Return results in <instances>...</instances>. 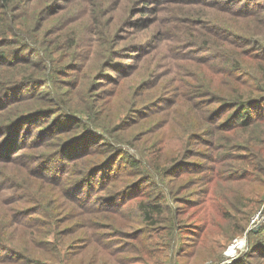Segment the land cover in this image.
I'll return each instance as SVG.
<instances>
[{
	"label": "rangeland",
	"instance_id": "obj_1",
	"mask_svg": "<svg viewBox=\"0 0 264 264\" xmlns=\"http://www.w3.org/2000/svg\"><path fill=\"white\" fill-rule=\"evenodd\" d=\"M224 2L22 0L14 23L20 31L19 44L31 50L25 48L28 51L18 54V58L30 56L32 60L13 61L3 68L33 78L29 84H20L0 96V107L4 106L0 121L7 115L39 110L20 123L15 136L30 124L28 131L41 130L40 135H44L28 140L34 145L32 149L29 146L14 154L32 152L36 157L42 151L47 153L57 144L48 141V133L61 132L56 140L60 142L76 133L62 132L63 126H82L81 122L94 132L66 153L73 150L75 154L87 147L93 151L71 159L74 165L88 159L80 164L81 170L73 167L72 173L59 167L67 158L65 153L40 157L37 163L51 161L53 170L49 172L59 167L62 177L53 176L55 184L38 180L37 190L26 187L27 180L22 179L20 160L24 157L6 166H1L0 160V202L16 200L15 205L20 201L19 205L27 208H17L14 218L29 225L22 230H1L7 241L5 246L0 245L1 253L14 248V240L32 233L31 227L37 223L46 225L49 212L63 221L60 225L64 228L57 232L63 233L65 242L81 240L79 235L88 229L83 254L97 256V264H143L141 253L150 247L155 255L171 252L167 264H179L175 253L181 245L186 249L187 239H194L193 236L200 239L198 250L188 257L191 264H230L245 251L248 239H253L247 238L248 229L262 228L264 233V217L250 227L264 190V163L255 160L251 152L240 150L244 160H253L257 170L247 171L243 180L215 183L216 187L211 188L214 200L205 202L207 196L201 192L204 185L198 178L211 164L212 149L205 144L210 137L196 132L201 120L192 118L190 102L197 95L198 102L205 100L210 89L234 87L224 60L231 59L239 67L240 60L247 58L244 49L254 58L252 46L264 43V0H249L250 4L261 5L262 10L253 4L247 15L241 12L244 0ZM112 45L117 47L113 55L105 57ZM10 54L6 58L13 60L14 54ZM248 65L254 68L255 59ZM20 79L19 76L18 82ZM8 135L4 128L0 144L6 142ZM36 137L40 139L35 140ZM99 137L106 138L129 163L136 165L130 170L127 162L116 165L113 160L103 159L102 165L81 182L79 178L88 166L103 158L100 151L106 142ZM183 139L189 153L181 156L183 164L175 168L185 172L179 179L171 180L156 164L165 157L177 156ZM220 141L230 142L224 138ZM233 142L243 143L240 139ZM8 144L12 147L15 141ZM61 179L65 180L63 186L59 184ZM87 181V193L74 189L82 183L88 186ZM174 199H179V203H174ZM147 201L164 204L161 218L172 217L177 210L180 224L173 218L169 249L159 242L151 246L155 237H146L148 223L141 221L139 215L140 203ZM199 217L206 219V226ZM163 224L153 227L156 230ZM132 234L143 238L135 240ZM241 236H245L244 247L227 253L228 246Z\"/></svg>",
	"mask_w": 264,
	"mask_h": 264
},
{
	"label": "trees",
	"instance_id": "obj_2",
	"mask_svg": "<svg viewBox=\"0 0 264 264\" xmlns=\"http://www.w3.org/2000/svg\"><path fill=\"white\" fill-rule=\"evenodd\" d=\"M235 1L239 0H225L224 3L230 2L234 4ZM244 1L245 3L240 5L242 8L241 12H244L243 15H247L248 10L253 4H255L253 6L255 9L262 10L261 5H256V2L250 4L249 0ZM21 2L22 0H0V67H2L0 68V71H2L0 72V96L6 95L10 89L17 88L20 84H29L33 78L32 75L27 73L20 75L18 71H12V73H9L5 69V66H9L8 64L13 61L17 63L32 60L30 56H27L26 58H18V54L23 51H28L25 50V48L29 49L28 46L19 44L18 37L20 31L14 23L15 19H18L16 17H19L17 13H19V10L22 8ZM207 35L208 37L210 36L209 34ZM223 36L225 37V35ZM115 48H117L116 45L110 46L104 56H112ZM29 50H31V48ZM244 51L247 58L240 60L241 62L239 63V67H237L238 64L236 62H232L231 59L224 60V62H226L224 63L226 70L231 72L232 81L237 84L236 86L231 81L232 86L234 87H226L225 89H210V93L207 96L208 98L205 100L198 102L197 99L199 95H197V98H193V102H190V105H193L189 110L192 118L201 120L198 125L199 130L196 132L200 135H207L210 137L207 141H205V144L212 149V155H210L211 164L207 165V172L198 175L199 180L204 185V190L201 192L207 196L205 202L208 200H214V195H211V188L216 187L214 185L215 183L227 180H243L245 177L244 174H247V171L254 172L257 170V166H255L253 160H244L245 157H243V153H240V150L251 152L255 160L264 163V43L260 42V44L255 46V48L252 46L251 53L254 58H251L247 49H244ZM8 53L14 54L13 60L6 58L9 56ZM251 59H255L254 68L249 67L248 65V62L251 61ZM3 72H5L6 75H3ZM14 74L17 75V77H15ZM19 76L21 78V81L19 82L21 83L18 82ZM12 80L16 82L12 83ZM3 108L4 106L0 107V109ZM38 111H25L20 114L18 113L17 115L15 114L14 117H7V115L4 117V120L1 119L0 121V134L4 128H7V131H9L8 138L4 139L6 142L0 144L2 145L0 147L1 166L12 165L16 160L19 161L21 157H24L20 160L22 164L20 167L22 171V179L27 180L25 184L26 187L35 190L39 188V181L41 182L46 180L48 183L55 184L56 182L53 181L52 177L57 176L59 179L62 177L59 167H61L64 172L70 171L69 173H72L73 167L81 170L80 164L88 159H84L79 164L75 165L71 163V159L74 160L75 158H81L89 154L93 151V149L87 147L75 154L73 150L67 153L66 151L68 149H73L75 144H78V141L88 135V133L94 132L88 126L86 127L83 122H81L83 124L82 126L80 124L73 123L68 127L63 126L61 130H63L62 132L75 130L76 133L62 138L60 142H57L56 140L60 138L59 136L61 132L57 135L52 133H48L46 135L49 142L57 143L55 148L51 149L47 153L42 151V153L36 157L33 156L32 152L20 153L19 155L14 154L17 150L28 148L29 146L30 149H32L34 145L28 140L31 137H41L44 135H40V133H42L41 130L33 133L28 131V128H31L32 125L30 124L24 129V131L18 133L20 136L18 134L15 136V133L19 132L18 129L20 123L26 121V119L31 115L37 114ZM203 125L204 127H202ZM98 136L100 135H97V137ZM223 138L225 140H230V142L220 141ZM39 139L40 138L37 137L35 138V140ZM98 139L106 142L104 149L100 151L103 154V158L100 163H96L90 168L89 166L91 164L88 166V170L86 169V171L83 172L79 178H82L81 182L88 179V177L92 174L91 171L100 166L103 159L113 160L116 162V165L123 161L127 162V166L130 170L136 165L134 162L129 163V160L125 159L121 155V152H117V149L106 138L99 137ZM233 139H240L243 143L233 142ZM201 140L204 139L201 138ZM14 141L15 145L11 147L12 144L8 143H13ZM97 147H100V145H97ZM60 153H65L67 158L61 161V165H59V167H54V171L49 172V170H53L51 169L53 163L50 159H48L50 163L48 161L42 163L43 165L37 163L40 157L42 158L47 155L53 157ZM188 153V145L186 144V140L183 139L178 155L175 157H165L164 161L157 163L156 166L159 171H164L165 175L171 180H177L185 172V169H180V167L176 169L175 167L183 164L181 156H185ZM21 154L23 156H21ZM31 163L33 164L30 165ZM204 166L205 164L203 167ZM59 184L63 186L65 184V180H59ZM87 184L88 186L82 183L81 186L74 189L78 190L79 193L81 191L87 193L90 183L87 181ZM36 196H39V194L36 193ZM161 197H163V194H161ZM261 199L262 194L260 201ZM15 201L4 199L0 202L4 204L0 209V245L3 246H5L7 241L6 235L2 234L1 230H22L29 226L26 221L14 218V213L17 211V208H20V210L27 208L26 206H20V201H17L14 205ZM201 201L202 200H200L197 204ZM173 202L179 203V199H174ZM214 203H216V201ZM140 204V220L148 223L146 237L150 238L151 236H154L156 240L154 243H150V245L153 246L159 242V245L169 249L173 238V218L177 221L178 225L180 224L177 210H174L171 215L172 217L161 218L160 216H163L162 212L165 207L163 203H150V201H147L146 203ZM48 215L50 218L47 219L48 223L46 225L43 223H37L31 227L32 233L14 240V248L11 247L10 249L4 250L2 253L0 252V264L98 263L97 256L83 254L86 249L85 245L87 243L88 229H85V232L82 235H79L78 238H82L81 240H74L75 243L71 240L65 242L62 237L63 233L57 232L64 228L60 225L63 221H59L57 217H52L50 212ZM204 219L203 217H199V220L204 226H206V219ZM160 222H163L164 224L155 230L153 226ZM53 229H55V231H53ZM261 230L262 228L255 229L254 227L248 229L247 238L249 236L253 237V239H248L245 251L230 264H264V233H261ZM132 238L140 241L143 236L132 234ZM193 238L194 239H187V242L185 243L186 249L183 247L184 245H181V249L176 251L175 254L178 258L179 264H191L188 257H191L193 253L198 250L196 244L199 243L200 237L196 239V237L193 236ZM154 252L155 250L150 247L148 251L141 253L142 258H144L142 263L147 264L148 261H150V264L168 263L171 252L164 253L161 251L156 254L159 258H155L156 255Z\"/></svg>",
	"mask_w": 264,
	"mask_h": 264
},
{
	"label": "built area",
	"instance_id": "obj_3",
	"mask_svg": "<svg viewBox=\"0 0 264 264\" xmlns=\"http://www.w3.org/2000/svg\"><path fill=\"white\" fill-rule=\"evenodd\" d=\"M261 203H262L261 206L255 211L254 215L251 218V225H250V227L256 225L257 220H259L260 217H264V213H262V211H264V191L262 193ZM237 238L240 239L241 241H240L239 245L236 247V249H235L234 252H236L239 249H242L244 247V245H245V236H241V237H237ZM237 238H235L233 240V242L228 246V249H229V247L232 244H234L236 242Z\"/></svg>",
	"mask_w": 264,
	"mask_h": 264
},
{
	"label": "bare ground",
	"instance_id": "obj_4",
	"mask_svg": "<svg viewBox=\"0 0 264 264\" xmlns=\"http://www.w3.org/2000/svg\"><path fill=\"white\" fill-rule=\"evenodd\" d=\"M240 241L241 240L237 238L236 242L229 247L227 253H231V252L235 251V249L239 245Z\"/></svg>",
	"mask_w": 264,
	"mask_h": 264
}]
</instances>
